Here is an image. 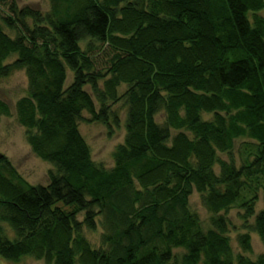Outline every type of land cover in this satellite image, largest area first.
<instances>
[{"label": "trees", "instance_id": "1", "mask_svg": "<svg viewBox=\"0 0 264 264\" xmlns=\"http://www.w3.org/2000/svg\"><path fill=\"white\" fill-rule=\"evenodd\" d=\"M48 1L43 15L0 0V78L25 73L16 121L33 155L53 166L48 184L33 187L0 155V259L264 264V209L254 213L259 191L264 207V0ZM121 86L125 137L106 170L92 162L78 122L86 113L107 125ZM9 116L0 101V118ZM239 139L253 144L236 168ZM193 192L212 215L208 230L189 211ZM237 204L263 246L254 261L235 257L227 236L222 213ZM97 217L92 249L80 233L95 231ZM236 241L251 253L248 234Z\"/></svg>", "mask_w": 264, "mask_h": 264}, {"label": "rangeland", "instance_id": "2", "mask_svg": "<svg viewBox=\"0 0 264 264\" xmlns=\"http://www.w3.org/2000/svg\"><path fill=\"white\" fill-rule=\"evenodd\" d=\"M19 9L33 8L37 9L43 15L50 12L51 6L48 0H14ZM6 8H1V14H5ZM264 17V13L261 14ZM2 26V25H1ZM4 33L13 38L14 34L6 30L3 26ZM82 47H84L82 45ZM16 58H10L5 65L14 62ZM73 82V75L68 73L66 86ZM101 87V84H99ZM127 86H121L118 90L119 101L115 104L108 103L109 120L107 125L99 122L92 121V118L86 114H81V119L78 122V128L81 137L87 144L92 162L106 170L113 168V154L116 148L123 144L125 137V124L127 118V105H126V92ZM90 93L89 88L85 89ZM27 96V79L24 72H14L7 78H0V101L4 103L10 111L9 117L0 118V155L4 156L11 166L16 170L17 174L30 186H46L48 184L47 174L53 170V166L37 159L31 152L27 144L28 131L22 128L16 121L15 106L16 103ZM96 111H99V106L95 104ZM211 116L204 115L203 121L211 120ZM164 121L163 113H159L155 117V122L162 124ZM117 123V124H116ZM253 143L246 139H239L235 142L231 157L238 168L243 160L246 158L248 151ZM253 149V148H252ZM253 153V151H252ZM218 159L228 162L229 156L226 154H218ZM252 160V156L248 157ZM216 175L219 174L218 166L214 167ZM257 194V201L254 203V213L257 214L263 210L262 194L261 191ZM247 199L249 197H246ZM240 205H235L226 214L225 217L228 223V234L230 244L234 256L243 255L252 261L256 260L263 253V246L260 239L256 234L251 232L254 218L244 220V211L241 210ZM188 208L191 214L197 216L201 228L205 231L209 229L210 219L212 215L202 206L200 195L193 192L188 200ZM83 213L76 216L77 222H82ZM101 217L95 219L96 230L91 232L84 227L81 229L80 235L89 243L92 249H98L100 246V236L102 229L100 226ZM10 240L14 239L12 231L5 225L4 226ZM248 234L250 236L251 253L243 254L237 246V236ZM175 255H180V251H176ZM0 264H44L43 261H34L31 258H24L18 263H10L4 259H0Z\"/></svg>", "mask_w": 264, "mask_h": 264}]
</instances>
